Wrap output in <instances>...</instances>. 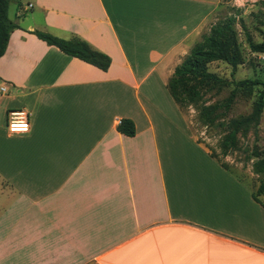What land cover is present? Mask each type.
I'll return each mask as SVG.
<instances>
[{"label": "crops", "instance_id": "0c3cea01", "mask_svg": "<svg viewBox=\"0 0 264 264\" xmlns=\"http://www.w3.org/2000/svg\"><path fill=\"white\" fill-rule=\"evenodd\" d=\"M11 3L20 28L0 58V264H264V206L165 92L221 0ZM34 31L84 40L111 66ZM18 109L30 114L24 135L6 127ZM122 119L135 136L118 132Z\"/></svg>", "mask_w": 264, "mask_h": 264}, {"label": "rangeland", "instance_id": "374dc122", "mask_svg": "<svg viewBox=\"0 0 264 264\" xmlns=\"http://www.w3.org/2000/svg\"><path fill=\"white\" fill-rule=\"evenodd\" d=\"M15 9L11 3L10 20L15 18ZM229 20H234L231 27L236 32L235 66L223 60L208 62V72L225 83L196 82L199 98L179 108L195 140L216 154L239 181L256 191L264 180L256 171V164L264 160V105L257 111L264 87L243 88L239 84L246 80L264 83V52L253 48L264 43V0H242L239 4L237 0H221L204 35H210L213 29L224 26ZM200 41L202 43L203 38ZM165 92L169 101H173L166 87ZM0 95H5L1 86ZM161 105L166 106L163 97ZM234 130L237 141L231 145L229 135ZM260 200L264 201V196Z\"/></svg>", "mask_w": 264, "mask_h": 264}, {"label": "trees", "instance_id": "16d2710c", "mask_svg": "<svg viewBox=\"0 0 264 264\" xmlns=\"http://www.w3.org/2000/svg\"><path fill=\"white\" fill-rule=\"evenodd\" d=\"M9 3L10 0H0V58L6 52L11 33L20 28L17 23L8 17ZM233 23L234 20H229L224 26L213 29L210 35L202 36V43L199 41L176 67L172 77L167 82V88L179 107H187L199 98L200 93L196 89V82L225 83L223 79L208 72L206 65L210 61L223 60L235 66L237 42L236 32L231 27ZM32 33L48 45L57 47L66 55L77 58L102 71H108L111 66L112 60L107 54L94 49L84 40H65L41 31ZM253 48L257 52H264V43L253 45ZM239 85L243 88H250L255 85L264 87L263 82L250 80H246ZM263 105L264 94L258 102V112L262 110ZM117 130L128 137H133L136 134L135 124L128 119H122L117 126ZM229 140L231 145H235L237 141L236 130L230 133ZM210 156L224 169L228 170V167L212 151H210ZM256 171L261 177H264V160L256 164ZM263 196L264 180L261 181L257 190L252 192L253 199L264 206V203L260 200V197Z\"/></svg>", "mask_w": 264, "mask_h": 264}, {"label": "built area", "instance_id": "2783aa9c", "mask_svg": "<svg viewBox=\"0 0 264 264\" xmlns=\"http://www.w3.org/2000/svg\"><path fill=\"white\" fill-rule=\"evenodd\" d=\"M31 7V6H30ZM3 93H7L8 87L1 88ZM7 130L11 134L24 135L30 132V114L26 110H9L7 112Z\"/></svg>", "mask_w": 264, "mask_h": 264}, {"label": "clouds", "instance_id": "9594fccd", "mask_svg": "<svg viewBox=\"0 0 264 264\" xmlns=\"http://www.w3.org/2000/svg\"><path fill=\"white\" fill-rule=\"evenodd\" d=\"M237 3L239 4V3H242V0H237Z\"/></svg>", "mask_w": 264, "mask_h": 264}]
</instances>
